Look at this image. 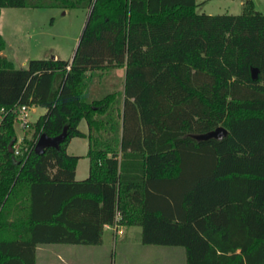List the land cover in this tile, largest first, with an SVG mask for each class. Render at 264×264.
I'll return each instance as SVG.
<instances>
[{
    "label": "trees",
    "instance_id": "trees-1",
    "mask_svg": "<svg viewBox=\"0 0 264 264\" xmlns=\"http://www.w3.org/2000/svg\"><path fill=\"white\" fill-rule=\"evenodd\" d=\"M199 6L0 0V15L87 12L72 60L16 69L0 34V264H36L40 245L100 246L113 225L140 227L143 245L182 247L186 264H264V14L252 1L239 15ZM115 69L123 92L87 101L90 73ZM19 106L45 112L14 155ZM218 127L221 139L195 138ZM64 128L57 149L34 153L41 134ZM73 138L88 141L83 180Z\"/></svg>",
    "mask_w": 264,
    "mask_h": 264
},
{
    "label": "rangeland",
    "instance_id": "rangeland-1",
    "mask_svg": "<svg viewBox=\"0 0 264 264\" xmlns=\"http://www.w3.org/2000/svg\"><path fill=\"white\" fill-rule=\"evenodd\" d=\"M196 1L200 4L198 10L208 15H239L247 1H252L255 11L264 14V0ZM86 18L87 12L82 9L63 11L57 8H3L0 15V34L6 44L3 53L16 69H26L30 60L54 57L71 60ZM102 73L106 75L100 80L103 83H97V78L88 81L85 91L87 101L101 98L113 91L123 92L122 69ZM96 74L98 75L95 72L94 75ZM44 112L43 108L31 107L27 116L29 123L24 129L15 122L16 139H29L32 133L31 124ZM78 128L87 134L88 128L84 120ZM87 150L86 138H75L68 149V154L80 157L76 180H83L88 176ZM41 249L44 250L39 252L37 264H61L59 255L70 258L74 254L88 264H186L182 247L143 245L139 227H131L122 236H114L111 231H105L100 246L51 244L41 245Z\"/></svg>",
    "mask_w": 264,
    "mask_h": 264
},
{
    "label": "water",
    "instance_id": "water-1",
    "mask_svg": "<svg viewBox=\"0 0 264 264\" xmlns=\"http://www.w3.org/2000/svg\"><path fill=\"white\" fill-rule=\"evenodd\" d=\"M74 55L75 53L73 54V57ZM251 73H252V79L255 80L257 76V70L253 69ZM225 135H226V130L223 127H218L215 130L208 132L206 134L195 136V138L200 139V140H208L212 138L221 139ZM65 137H66V128H64L63 132L60 135H58L57 137H53V138L47 137L45 134H41L34 147V153L36 155H41L47 148L57 149L59 147V144L64 141ZM12 146H13L12 143L8 146L10 154L13 153Z\"/></svg>",
    "mask_w": 264,
    "mask_h": 264
},
{
    "label": "crops",
    "instance_id": "crops-1",
    "mask_svg": "<svg viewBox=\"0 0 264 264\" xmlns=\"http://www.w3.org/2000/svg\"><path fill=\"white\" fill-rule=\"evenodd\" d=\"M197 12H199V13H202V10H198L197 9ZM1 54L2 55H4V53H3V51L1 52ZM5 56V55H4ZM6 57V56H5ZM55 58V57H54ZM117 70H119V69H117ZM122 71H123V74H124V69H122ZM106 72V71H105ZM96 73H98V75L96 74V75H94L95 74V72H92V73H90V78H89V81L90 80H92V79H96L97 78V80H98V82L97 83H103V81L101 82L100 80H102V79H104L105 77H106V75H102V74H104V73H102L101 71H96ZM31 108V107H30ZM81 124V123H80ZM79 124V125H80ZM81 132H83V131H81ZM83 133H85V132H83ZM75 138H73L71 141H70V143H69V145H68V147H67V153H68V149H69V147H70V145H71V143H72V141L74 140ZM76 168H77V166H76ZM88 170H89V168H88ZM75 179H76V172H75ZM131 227H138V226H131ZM131 227H122V226H120V227H113V226H106L105 227V229H104V233H105V231H111L113 234H114V236H122V235H124L125 233H126V230H129V229H131ZM139 229H140V231H141V228L139 227ZM102 245V244H101ZM151 246V245H150ZM44 249H41V245L40 246H38L37 247V249H36V264H37V261H38V257H39V252L41 251H43ZM184 253H183V255H184V258H185V251H183ZM173 255H176V254H178V253H172ZM80 256H76L75 254L74 255H72V256H70V258H69V256L68 257H63V256H61L60 257V255L58 256V259L60 260V262H61V264H88V262L87 261H84L83 260V258H79ZM67 258H69V259H67ZM72 258V259H71Z\"/></svg>",
    "mask_w": 264,
    "mask_h": 264
},
{
    "label": "built area",
    "instance_id": "built-area-1",
    "mask_svg": "<svg viewBox=\"0 0 264 264\" xmlns=\"http://www.w3.org/2000/svg\"><path fill=\"white\" fill-rule=\"evenodd\" d=\"M30 108L27 107V106H19V107H16V109L14 110L15 113H16V119H15V122L18 123V125L24 129L25 127L28 126V121H27V116H28V110ZM0 120H1V117H0ZM21 143H22V140H17V142L15 143V145H13L12 149H13V154L14 155H19L20 154V149H21ZM24 151H26V148H24ZM120 227V226H117V225H113V227Z\"/></svg>",
    "mask_w": 264,
    "mask_h": 264
}]
</instances>
